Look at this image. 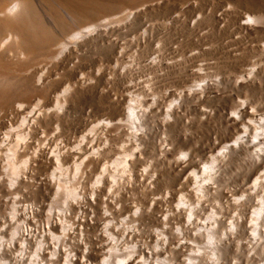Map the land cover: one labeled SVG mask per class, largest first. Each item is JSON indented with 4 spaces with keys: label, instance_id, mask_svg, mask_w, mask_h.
<instances>
[{
    "label": "rangeland",
    "instance_id": "obj_1",
    "mask_svg": "<svg viewBox=\"0 0 264 264\" xmlns=\"http://www.w3.org/2000/svg\"><path fill=\"white\" fill-rule=\"evenodd\" d=\"M44 1L43 6L53 11L55 17L63 18L74 11L69 0H65L66 6H62L61 12L49 0ZM15 2L0 0V18L8 16V9ZM116 6L70 27L65 38L92 25H98V32L75 45L70 41L71 52L62 56H57L58 45L64 37H53L51 45H37L30 49L28 55L19 47L14 26L0 24V112L3 107L17 102L31 107L41 105L44 112L38 122V135L45 139L52 137V147L58 142L70 148L92 124L102 119H125L128 104L136 105L141 109L142 128L145 130L140 140L143 148L136 169L141 171L149 166L150 173H156L158 180L150 183L149 179H136L135 184L126 189L121 206L116 205L117 208L112 209V216L120 221L135 207L148 208L154 199L158 201L154 213L157 216L162 213L163 217L164 210H170L181 195L195 203V197L187 194L195 185L192 176H204L202 167L210 162L220 147L241 135L244 126L247 131L250 129L247 134L249 141L258 129L257 120L264 114V0H127ZM34 9V15L40 17L37 19L40 32L44 35L52 33V27L44 21L39 9L36 6ZM247 10L263 17L260 31L240 27L243 20L240 16L246 17ZM252 67L256 68L251 80L255 83L242 81ZM197 83H207L208 87L204 92L185 95L180 108L168 116L172 101L178 99L182 90L195 88ZM65 89L67 92L60 95ZM4 94L6 101L1 104ZM243 101L248 106L242 120L236 123L228 120ZM59 106L63 109L59 110ZM48 109L49 113H45ZM163 146L170 149L167 155L161 150ZM135 148L133 144L125 153L130 154ZM255 149L229 152L224 156L226 158L218 156L219 176L215 180L216 187L204 197L203 205H206L198 214L202 216L197 217L200 222L210 221V213L217 211L219 204L226 200L225 192L227 196L232 193L231 197L235 198L246 193L254 177H249L251 167L247 160ZM181 152H188L193 162L187 171L189 180L167 167L166 162L180 157ZM125 153L111 154L102 162L110 163L119 157L120 165ZM80 161L81 158L71 154L59 163L61 167L55 163L42 167L34 165L32 177L35 182L39 178L55 176V179L61 177L56 179L57 182L64 181L62 183L66 186L61 183L57 188L54 185L49 191L27 189L19 193L20 198L16 202H13L15 194L2 191L9 184L5 180L0 188V219L8 221L14 205L20 207L19 211L24 205H29L37 208L32 228L45 226L46 215L64 206L66 190L73 187L75 177L76 180L78 176L82 177L86 192L89 191L97 172L83 164L80 166ZM263 168L264 158L258 172ZM66 178L68 184L65 183ZM181 184L184 189L173 199L165 198L169 189H178ZM22 219L20 217L17 223ZM172 219L169 225L175 227L178 219ZM140 220L143 237L155 231L157 222L154 218ZM227 222L228 219L224 223L225 228ZM103 223L98 222L89 235L99 233ZM262 223L264 228V220ZM11 227L8 226L0 238L9 239ZM248 232L237 233L219 250L217 264L264 262V234L257 244L252 245ZM190 241L187 248L173 254L174 263L213 264V251L206 245L204 236ZM196 254L198 258L194 257ZM5 257L4 260H8L7 255Z\"/></svg>",
    "mask_w": 264,
    "mask_h": 264
},
{
    "label": "bare ground",
    "instance_id": "obj_2",
    "mask_svg": "<svg viewBox=\"0 0 264 264\" xmlns=\"http://www.w3.org/2000/svg\"><path fill=\"white\" fill-rule=\"evenodd\" d=\"M49 1L55 4L59 11L62 6H66L65 0ZM69 1L74 11L60 18L59 15L55 17L56 15L54 16L53 11L48 7L43 6L44 0H16L8 9L10 18L8 16L0 18V24L7 23L14 26V32L18 35L19 47L29 55V51L33 47L51 45L54 41L53 37H64L70 27H75L83 19L114 9L117 7L116 5L127 0H93L83 3L75 0ZM34 6L39 9L44 21L52 27V33L44 35L40 32L37 20L40 17L37 18V15H34ZM247 11L246 17L240 16L243 19L240 27L248 31H260L263 17L253 15L250 10ZM96 32H98V25L70 33V36L64 37L63 41L59 43L60 49L57 56L71 52L72 45H68L70 41L75 45ZM262 39L264 48V33ZM255 73L256 68H250L248 76L242 78V81L254 84L255 82L251 80ZM0 79H2L1 73ZM41 79L42 75L39 77V80ZM194 86L195 88L190 86L191 88H188L187 91L182 90L178 99L172 101L173 104L169 105L168 116H172L180 108L181 100L185 95L194 94L197 91L204 92L208 87L207 83H197ZM67 90L62 91L60 95H64ZM1 99V104H4L6 95L4 94ZM40 106L31 107L29 104L17 102L1 109L0 188L3 187L5 180L9 182L5 189L2 188V191L15 194L13 202H16L20 198L19 193L25 192L27 189L36 188L39 191H44L54 185L57 188L61 187L59 184L61 185L64 181L59 183L56 180L61 177L56 179L55 176L39 178L35 182L36 179L32 177V169L34 165L42 167L55 163L59 166V163L71 154L77 156V159L81 158L80 166L83 164L82 166L97 173L91 186L89 185L88 192H86L85 181L82 177L77 175L78 179L76 180L75 177V182L69 179L74 182V185L70 190H66L64 206L57 211L50 212V210V213L46 215V224L45 226L41 225L43 226L41 228L39 225L35 229V227L32 228L34 225H31L34 221L33 214L37 208L24 205L19 211L20 207L14 205L10 219L8 221L0 219V234L4 235L5 229L14 224V227H11L9 239L0 238V264H175L174 253L187 248L192 242L191 239L194 241L203 236L206 245L212 248L213 264H217L218 256H220L219 250L226 246L227 242L237 233L240 235V233L249 231V240L252 245L257 244L262 233L264 234V228L261 226L264 220V168L258 172L264 158V114L257 120L258 129L254 128L256 131L253 132L250 141L248 140L249 135L247 136L250 129L247 131L248 129L246 130L244 126L241 135L220 147L211 157L210 162L205 163L206 165L202 167L204 176H200V174L192 176L195 185L187 194L195 197V203L181 195L170 210H164L165 214L162 217V213L158 216L154 213L158 201L153 199L148 208L135 207L131 214L126 215L120 221L115 218V221L112 209L121 206L120 202L126 189L133 186L139 177L149 179L150 183L157 179L156 173H150L149 166L144 167L141 171L136 169V162L140 159L143 148L140 147V140L145 133L142 128L141 109L139 107L137 109V106L132 103L128 104L125 119L99 120L82 132L74 140V144L68 148L69 146L65 147L66 145H60L58 142L52 147L54 141L52 137L45 139L38 135V122L44 112ZM247 106L246 102H241L238 110L233 112L228 120L233 123L239 121L241 116L246 113ZM62 109L63 106H59V110ZM49 111L50 109L45 113H49ZM123 136H125L124 140ZM133 144L136 145L135 150L130 154L125 153L127 148ZM253 147L256 148L255 152L250 154V158L246 160L247 165L251 167L249 177H254L247 187L246 193L238 198L231 197L232 193L228 196L226 192L223 193L226 200L219 204L217 211L210 213V221L208 219L209 222L204 220L200 222L197 217L201 215L198 216L200 210L202 212L203 206L206 205H203L204 197L211 188L216 187L215 180L218 178L220 170L218 156L222 158L229 152L240 153L241 150L246 151ZM161 150L166 155L170 152L167 146H163ZM118 152L125 153L124 159L121 158L122 164H118L119 157L114 158L110 163L102 162L105 157ZM166 163H168L169 169L178 171L179 176L185 175L186 179H190L187 171L193 162L188 152H181L180 157ZM118 165L121 167L120 169ZM62 175L66 176L64 173ZM67 181L66 178L65 183ZM62 186L66 185L62 183ZM53 188L55 189V187ZM183 189V184L178 189H169L165 198L173 199ZM89 207L92 209L88 210ZM250 208L252 209L250 210ZM93 209L96 211L94 210V212ZM20 217L23 219L17 223ZM141 218H154L157 222L155 231L144 237L143 229L140 228L139 223ZM172 218L178 219V223H176L178 225L174 223L175 227L169 225ZM226 219H228L227 228L224 226ZM101 221H104V225L100 232L90 236L89 232L93 231ZM200 251L197 252L200 254ZM6 255L8 260L5 261ZM194 257L198 258V255L196 254ZM260 264H264V262Z\"/></svg>",
    "mask_w": 264,
    "mask_h": 264
}]
</instances>
